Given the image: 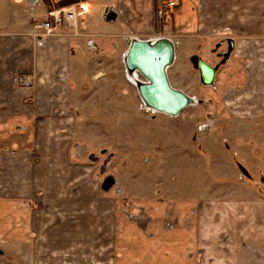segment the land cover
Listing matches in <instances>:
<instances>
[{"label": "crops", "instance_id": "obj_1", "mask_svg": "<svg viewBox=\"0 0 264 264\" xmlns=\"http://www.w3.org/2000/svg\"><path fill=\"white\" fill-rule=\"evenodd\" d=\"M157 1L81 0L85 36L69 38L61 26L60 35L42 41L32 35L35 25L52 7H69V0H0V128L32 124L25 146L7 145L8 137L0 133V256L6 254L2 247L23 253L30 246L38 261L64 257L82 263L81 257L95 252L97 264H264V191L244 198L228 194L165 202L146 209L150 221L140 226L118 202L112 201L106 213V196L88 187L81 172L85 152L72 148V92L90 55L123 46L125 61L134 41L167 39L176 59L186 42L226 29L254 37L238 53L258 66V77L264 76V42L255 39L264 0H176L172 30L165 36L158 35L154 21ZM132 31L150 38L133 37ZM227 43L235 46L231 38ZM124 64L129 75L135 74ZM28 77L32 82L26 87ZM262 87L263 79L247 81L245 92L252 96L244 106L250 107L246 118H258L264 134ZM234 183L227 185L247 188ZM172 218L175 225H167Z\"/></svg>", "mask_w": 264, "mask_h": 264}, {"label": "rangeland", "instance_id": "obj_2", "mask_svg": "<svg viewBox=\"0 0 264 264\" xmlns=\"http://www.w3.org/2000/svg\"><path fill=\"white\" fill-rule=\"evenodd\" d=\"M158 1L154 21L161 31L158 35L165 36L172 30L173 12L168 18L159 17ZM80 3L81 0H69V7L80 15L79 19ZM25 7L22 5L23 10ZM263 25L264 13L259 12L257 41L264 42ZM228 33L225 29L216 36L192 39L186 44L180 41L185 46L176 55L169 78L173 88L195 102L177 116L145 108L136 84L126 72L123 46L95 58L90 55L86 70L76 75L72 92V109L76 114L72 148H82L81 152H85L81 163L86 166L81 172L85 173L88 187L94 186L95 193L100 191L106 196V213L112 201L118 202L133 221L146 226L150 221L146 209L165 202L228 194L244 198V194L254 196L250 194L254 190L264 191L261 187L264 174L260 172L263 168L260 165L264 164V138L260 137L264 134L258 129V118H246L250 116V107L244 106L245 100L252 96L245 92L247 81L263 79L264 85V76L258 77L255 71L258 66L238 53V47L254 37ZM129 35L143 40L150 38L133 31ZM230 38L235 43L233 49L227 43ZM222 49L230 56L228 59L220 53ZM195 54L218 67L212 86L201 84L199 71L193 65ZM138 77L137 81L143 83V76L138 74ZM257 89L254 93H258ZM23 126L25 131L21 130ZM31 129L32 124L16 123L2 125L0 133L8 137L7 145L21 147L30 143ZM242 166L253 178L243 173ZM230 181L247 188L242 187L243 192L239 186L227 185ZM173 219L167 225H175ZM2 249L6 254L0 256V264L98 262L95 252L90 258L81 257L80 263L64 257L38 261L30 246L23 248V253L14 248Z\"/></svg>", "mask_w": 264, "mask_h": 264}, {"label": "water", "instance_id": "obj_3", "mask_svg": "<svg viewBox=\"0 0 264 264\" xmlns=\"http://www.w3.org/2000/svg\"><path fill=\"white\" fill-rule=\"evenodd\" d=\"M174 61L175 47L167 39H160L154 44L134 41L125 58L128 70L140 73L146 80L145 83L138 84L142 100L153 110L171 116L179 115L195 102L184 92L170 85L167 69L173 65ZM193 65L199 71L201 84L212 86L218 67H213L197 57L193 60Z\"/></svg>", "mask_w": 264, "mask_h": 264}, {"label": "built area", "instance_id": "obj_4", "mask_svg": "<svg viewBox=\"0 0 264 264\" xmlns=\"http://www.w3.org/2000/svg\"><path fill=\"white\" fill-rule=\"evenodd\" d=\"M177 4L178 3L176 0H159L157 9L159 17L168 18L172 14ZM79 17L80 15L75 12L71 7L48 10L45 19L35 25L32 35L34 38H37L42 41L48 40L54 36L60 35L61 26H65L67 30L64 34L66 36H68L69 38L81 37L83 35V26ZM157 41H154L153 44ZM31 82L32 78L28 77L24 81V86L29 87L31 85Z\"/></svg>", "mask_w": 264, "mask_h": 264}, {"label": "bare ground", "instance_id": "obj_5", "mask_svg": "<svg viewBox=\"0 0 264 264\" xmlns=\"http://www.w3.org/2000/svg\"><path fill=\"white\" fill-rule=\"evenodd\" d=\"M129 78L133 81L134 85L136 84V86H138V84L141 82V81H137V79H139V78H138V74L136 75V73L133 75H129ZM143 105L145 106L146 109L151 110V111H155L152 108L148 107L145 102H143Z\"/></svg>", "mask_w": 264, "mask_h": 264}, {"label": "flooded vegetation", "instance_id": "obj_6", "mask_svg": "<svg viewBox=\"0 0 264 264\" xmlns=\"http://www.w3.org/2000/svg\"><path fill=\"white\" fill-rule=\"evenodd\" d=\"M152 44H153V43H152ZM230 44H231V43H230ZM220 45H221V44H220ZM230 46H231L232 49H233V46H234L233 43H232ZM231 47H230V48H231ZM222 55H224L226 58H227V57H230V56H228L226 53H224V54L222 53ZM197 58L199 59V57H197ZM192 59L194 60L195 57H193ZM227 59H228V58H227ZM211 66H212V65H211ZM214 67H216V66H214ZM138 74L141 75L140 73H138ZM138 78H139V77H138ZM139 79H140V78H139ZM145 81H146V80H145Z\"/></svg>", "mask_w": 264, "mask_h": 264}]
</instances>
